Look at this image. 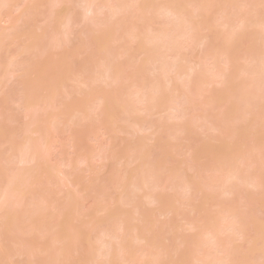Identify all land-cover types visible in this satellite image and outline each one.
Here are the masks:
<instances>
[{"label": "rangeland", "instance_id": "1", "mask_svg": "<svg viewBox=\"0 0 264 264\" xmlns=\"http://www.w3.org/2000/svg\"><path fill=\"white\" fill-rule=\"evenodd\" d=\"M10 1H12V3L9 6H3L0 9V40L2 39L0 51V60L2 63L0 68V166L3 159L8 156L11 157L9 155L11 148L14 145L17 146L20 142L22 146V140L26 138V143L28 138L35 144V146H33L36 147L40 165H45V168L49 167L50 171L48 170L45 172L47 174L50 173L51 181L48 183L47 177H44L46 174L43 175L44 178L41 177L45 169L43 167L44 169L41 168L43 170L38 175H41V178L37 179L38 184L32 187V189L36 190H33L35 191V197L30 194H25L28 190L24 191V186L23 188L21 187L20 190L15 189L18 188L16 187L18 186L16 183H14L15 186H11V191L17 193L16 195H18V198H15L16 203L9 208L8 212L0 208V221H2V225H4V223L6 225H4L0 232H5V228L9 230V235L11 234V237L13 234L16 235V237L14 236V239L12 238L11 240L10 238L8 240L9 236L7 237V235H5L7 241L4 239V236H0V264H39L40 260L46 258L47 254L44 251L45 248L52 244L55 237L60 236V242L55 243V248L65 243L63 240L65 233L60 231L61 228H57V230L55 229L56 227H53L59 222L63 223L61 226H64L62 227L64 230L68 228L69 225L67 224L70 223V226L79 225V227L83 229L84 236L79 242L75 243L73 251L68 256L69 261L73 264H107V258L101 256L99 248L102 247L104 243L109 242L111 236L113 239L112 243H115L114 249L119 248L118 246L121 244H119V242H122L124 245L126 244V246L128 245L127 249L129 248V251H122L123 253H119L116 250V252L113 251L114 253H119L115 254L116 258L118 255V258L114 264H148V262L153 264L152 261L155 260L154 258H156V256H159V260H161L162 257L168 256V254H163L161 248H166L167 251L169 250L171 252L174 241L180 236L187 240L186 247L191 251L188 260L191 262L194 258H200L207 254L209 255L207 259L212 260L209 262L205 259L206 264H211L215 259L217 262L219 259L217 257L223 260L222 257L226 256L228 254L227 251H231L230 248L233 247L238 248L242 253H248V256L252 255L251 251H254L252 253L256 255V259L258 256L257 254H259V249L261 248V245H259L261 242L259 241L260 243H257L255 241L257 236L256 232L264 233V189H252L249 184L244 183L245 180L243 182L240 178L239 180L241 181H239V183L241 182V186L235 183L236 180L232 181V183L234 182L235 185L240 187L243 191H238L240 196L237 195L239 200L237 201L235 198L236 202H242V200L240 201V197L244 199L246 194L245 196L241 195H244L246 191L251 192L252 196L255 197V200L249 203L251 204V212H253L252 216H250L251 212H247L253 221L242 225L241 221L243 219L240 217L232 218L231 216L233 213L227 208L228 198L231 199V197H226L227 195H225L223 200H221L222 198L220 197V202H218L222 204V206L216 207L215 205L219 204L207 197L209 193L207 187L210 186L214 189L213 186H215L217 190L221 189V187L218 186L221 184L223 185V179L225 180V178H228V176L226 175V177L224 174H227L226 171L229 170L219 164L220 162L216 155L212 156L210 152L211 148L219 149L221 147V150L223 148H232L236 151L246 153L247 164H249V169L251 168L250 171L252 175L255 172L264 175V164H261L264 163V108L259 110L254 109L257 111L251 109L253 106L246 110H244L245 108L241 109L237 104L236 98L240 92H248L250 95V93L252 94L255 90L251 88L250 75H247L246 72L242 70L253 68L254 66V64L253 66L250 65V50L255 45L254 36L256 38L258 35H261V32L264 30L262 26H259L260 28H248L245 30L244 35L233 46L231 43L227 45V51L233 50V56L230 61V57L227 58L225 55L221 56L220 60H217L220 49L225 48L230 37L234 36L233 28L239 26L238 18L231 15V13H235V6L238 5L240 9L241 6L239 3L247 4L245 7L241 8V11L248 16L247 20H254L262 10L261 0H239L238 4L236 0H206L209 3L213 1L215 6L213 5L214 7H211L205 21H200L198 17L194 19L196 39L193 35L192 39L189 34H187L186 36H189V38L184 36V38L180 37L181 39L179 38L177 40V37L173 36V38L171 35L172 33L169 32L171 33L169 35H171L170 37L172 39H176L177 41L180 40L181 42L179 43H183L184 45H182L184 47L186 46L185 49L183 48V51H185L183 55L186 58H191V60L195 59V62L197 60H201L200 63L203 62L201 67L203 71H201H205V73L199 71L205 75L204 77H201L202 75L200 76L201 78H199L198 84L194 86L195 89L192 87L194 91L192 95L193 108L190 111L179 110L178 113L175 110L174 112L177 113V115L175 114L176 117H172V119L167 118V115L171 117L169 113L162 116L149 117L142 110L145 104L144 101H146L143 99L144 103H142V107L139 110L136 109L135 105L137 103L135 102L134 107L137 114H132L128 123H125L117 115L111 116L108 107L115 104L117 100L121 101L120 99L123 97L124 93L127 92L126 86L128 87L130 85V81L125 78L129 74L132 76L134 74L132 72H134L135 69L126 68L129 55H134L136 66L142 63L144 59V57L136 51V45L131 44L133 51H127V53L124 56L121 55V58L116 62L114 67L115 71L118 70L116 72H124L128 69L126 73L123 74L125 75L123 79L120 81L118 80L119 82H117L116 85L112 84L110 88H106L102 82H97L98 80L92 83L88 78L92 79L94 76H91L88 71L84 73L88 77H86V83L88 82V85H92H90V87L88 85L87 87H82V94L77 93L79 85L75 82L76 77L80 74L79 69L83 62L95 53L99 54L98 51L100 50L101 52L103 48L106 47L104 46L106 43L113 46L112 40L118 42V39H121L120 41H123L122 43H126L125 45L131 42L130 37L124 34V29L127 27L123 28L122 31L119 24H117L116 18L111 16L110 10L103 7L99 8L101 5L95 7L96 9L94 10L96 13L93 14L95 17L89 15L90 17H94V19H91L94 21L95 25H92V20H90L88 15L84 14V0ZM119 1L122 2L120 4H123L125 9L128 5L131 6L134 3L137 5V1L134 0H132L134 2L129 0L130 3L127 2L128 0H124V3L123 0ZM162 1L163 0H153L156 6L155 9H158ZM220 7L222 11L225 8L227 15L230 17L232 23L230 28L223 27L222 25L221 27L219 26V18L222 15V11L218 9ZM129 9H127L125 14H130L131 10ZM133 9L131 13H135L133 11L136 9ZM71 12L72 14H70ZM129 14L127 16H131ZM69 15L70 19L67 21ZM85 16H87L89 20L86 19ZM153 21L150 28L152 31L149 29H147L149 32L145 30V32L147 31L145 33L146 35L151 34L150 32L154 30L159 34L158 29L166 25L160 19L158 20L157 17H155ZM221 22H223L222 19ZM95 29L99 30V32L95 31ZM55 32L57 34L53 36ZM257 32L259 34L255 35ZM103 33L107 35L108 40H105L106 37L103 36ZM263 35L261 36L263 37ZM5 36L6 38H4ZM204 36H209L211 41V45L207 49L206 47L204 49L199 47V41ZM169 40L170 38H168V41ZM90 42L92 43L90 44ZM93 42H95L94 44L96 45H94ZM122 43L118 42L114 44V47H117L119 52H125L119 49V47L125 46ZM28 48H30V51L26 52L25 50H28ZM262 48L261 51L263 52L264 48ZM137 59H139L138 62H136ZM169 60V62H171L173 58ZM214 64H216L217 67ZM189 65L190 64L181 66L180 72H188L190 68ZM84 74H82L83 78H85ZM130 75L128 77H130ZM95 76L97 79H100L98 73L97 75L95 74ZM133 80H135V78ZM193 91L191 93H193ZM114 93L115 95L113 96ZM101 94L105 95L102 96ZM101 96L103 99L106 98L104 99L106 102L102 103V105L97 108L100 107L99 109H101L102 107L101 110L104 111L103 113L106 114V117L104 114H101V110L98 111L95 107L97 102L96 99ZM25 101L27 102L26 105L24 104ZM254 101L255 99H253L251 103ZM260 101L262 103L264 100ZM177 102L178 101L175 103L176 106L179 104V102ZM78 104H82V114L84 118L82 120L80 115L74 118L75 120L70 121L69 117L71 118ZM263 104L264 103L261 105ZM137 105L138 108L141 106V104ZM63 106H65L64 108H66V110L68 109L65 111V115L63 114ZM120 109L121 108H119V110ZM178 109H180V107ZM247 110H250L251 113H247ZM34 112L38 115V117L36 116L38 119L37 123L31 128V130L33 129L31 131L32 133L29 134L31 136L24 138L23 134L20 138L19 136L11 138L13 132H18L25 128L27 124H30L29 115ZM57 116L59 118H56ZM133 120L135 123L139 121L140 124L138 123L137 126L133 123L130 124ZM160 120H163V123ZM159 121L162 123L159 125L166 127L163 129L159 126L160 130L163 129L160 132L157 131L158 124H155ZM181 125H189V132L181 131ZM178 128L182 133H178ZM37 129L39 130L37 131ZM136 137H140L144 141L143 144L147 151L145 150L143 152L142 149V152L146 154L150 152V158L152 156L156 157V160L153 157L151 158V164L156 161V164L164 163L165 165V163H167L170 166L172 163L178 167V170L180 166L185 168L188 164L190 165L195 154V162L197 163L194 164V169L198 166L197 170L199 171L198 181L195 182L197 183L196 189L194 191L192 190L190 193H187V191H185L187 189L184 188V186H187L183 184L186 179L184 182H180L182 181L181 175H183V173L180 172L183 171L180 170L178 172L180 177H178V179H180L179 185L180 183L183 185L180 186V188L183 187L185 190L183 188H178V190H180L177 191L175 195L178 197L179 202L174 204L173 208L175 207V209L173 210H176V212L174 211V214L171 216L159 215L157 213L159 210L158 207H160V209H162V214V206L168 204L167 201L172 195V191L169 188V181L168 183H161L163 184V191H161L160 188H156L157 190L151 189V191L153 190L156 192L155 194L152 193L155 195L152 196L154 199L158 195L161 196L162 199L164 198L163 201L157 197L159 199L157 200L158 202H165L164 204L159 203V206L156 205L158 206L157 212L154 211V213H152L151 210L153 211V209L150 210V208L156 207L155 203L153 206L152 203H148L151 207L144 205L142 209L144 213H142L140 209L143 204L147 203L145 202V198L143 200L140 196L144 193H151L148 190V192H144L140 196L136 195L134 198H138L137 200L133 198L127 199L133 200L134 203L135 201H139L136 202L138 206L142 204L139 206L140 208L135 205L136 203L134 205L138 207L139 213L141 212V214H144L141 215L143 216L141 218L143 219V223L145 222L144 220H146V222L149 220L151 221V223L149 222L146 224L153 223L152 233L149 235L156 237V245L154 243L155 241H153L154 244H151V242L148 244L140 240V236L134 231L132 233L131 229V231L127 232L122 226H114V224L119 225L120 220L114 221L113 227H116L117 230L112 234L113 231L111 235L105 229L106 227L101 224L99 225L106 213H104V210H109L116 214L122 211L121 208L117 209V207H119L118 198H121V194H119L121 190L117 188L118 185H114L113 183L120 182L119 179L122 178L124 171L127 169L124 170L123 168L126 167L124 160L115 158V155L124 148L126 142L130 144L131 142L129 141ZM151 137H154V139L151 140ZM134 140L136 139L132 141ZM136 141H139V139ZM13 142L16 144L13 145ZM25 143L24 145H26ZM224 151H226V149ZM143 153L139 155L144 156L145 154L143 155ZM14 156H12V160H10V163L12 162L13 164L11 163L12 167L10 166L8 174L14 173L18 168L16 161L19 156L16 155L17 158ZM82 160H84V162ZM142 160L145 159L142 158ZM158 160L159 162H157ZM220 160H222V158ZM139 164L140 162L136 161L134 164L128 166V175H126L129 181L131 175L133 176L135 174V169ZM167 164L165 166H168ZM32 166L29 167L27 165L26 167L29 169L26 170H22L23 167H21L19 171H22L19 173L17 180L22 177L25 171H34L36 167L32 168ZM160 167H162V165ZM174 171L177 172L176 168ZM155 172H157V170H155ZM162 172L160 171L164 179L166 174L164 171ZM37 173L34 174L36 175ZM173 173L174 172H172V174ZM158 174L159 172L153 174L157 175L154 176L156 182L161 175ZM234 174L232 173V175ZM153 175L149 173L148 176L151 177L147 178V180H152ZM237 176L238 174L235 177ZM36 177L37 175L33 180H36ZM162 177L160 179H162ZM184 177H189V174L185 176L184 172ZM111 178L117 181H112ZM155 179L153 178L152 181ZM160 179L158 182H160ZM33 180H31V182ZM123 180H126V178ZM152 181L151 183L154 185L153 183L155 181ZM242 183L244 184L242 185ZM3 185H0V191L3 190ZM18 191L21 192L18 194ZM200 191H204V193H200ZM217 192H214V195H218ZM68 201L71 203L69 204ZM235 201L233 200L234 204L238 205ZM243 201L242 203H245L246 199ZM133 202H131V204ZM65 203H68V207L72 204L75 208L62 211V207L65 206ZM8 206L10 205H7V207ZM98 206H100L101 209L104 208L103 212H101V210L100 212L97 211L96 207ZM135 206H125V208L121 206L123 210H126L127 216L125 223L127 222V225H132H128V227L132 228L133 225L137 223L135 220L137 214L134 213L133 209ZM165 206L164 209L167 208V206ZM0 207L2 206L0 205ZM198 209H202V212H199ZM34 210H38V218L36 216L37 219L34 218V222H37L36 224L29 218V213H32ZM207 216L215 218V223L221 224V230L224 228L221 231L220 237L223 239H221V242H224V245L222 244L221 247L226 245V247L222 248L224 251L227 250L226 255L223 253L224 251L220 254L215 251L216 249L214 248L210 250L209 245L207 246L206 244L209 242V237L207 235ZM238 218L241 220L239 221ZM126 224H124V226ZM224 226H230L232 230L229 228L225 229ZM128 227L127 230H129ZM33 229H35L32 232L34 234L29 236ZM58 231L62 234L57 233ZM106 233L110 235V237L106 236ZM113 235H117L119 239H116L117 237L115 238ZM176 235H178V237L174 238ZM28 237L32 239L30 247L31 252L26 253L27 249L23 251L25 248L21 246V241L22 239L26 240ZM116 243L119 245L117 246ZM192 243L194 244L190 246ZM195 243L197 245L199 244V248H201L204 243L206 247L204 245V247L202 246L201 250L204 248L203 252L197 251ZM208 247L209 249L206 251ZM209 251L210 253H208ZM228 256L227 261L223 260L224 264H238L232 262L233 259H229L230 257ZM167 259V257L164 260L162 259L163 263L167 264L169 260ZM190 261H188L187 264H190ZM233 261H236L235 256Z\"/></svg>", "mask_w": 264, "mask_h": 264}, {"label": "bare ground", "instance_id": "2", "mask_svg": "<svg viewBox=\"0 0 264 264\" xmlns=\"http://www.w3.org/2000/svg\"><path fill=\"white\" fill-rule=\"evenodd\" d=\"M125 1H127V0H125ZM125 1L123 0V3ZM134 1H137V5L141 6L139 8L134 7V9H136V10L133 12H135V13H131L133 7H131L132 8L131 9L129 5H128V7L126 5L127 8L125 9V6H123V4L121 5L120 3H122V2L119 0H104V1L103 0H86V1L84 0L83 1V4H84L83 6L85 7V8H83L85 10L84 14L88 15L90 20L94 19V17H95V15H93V14L96 13V11L94 9H96L95 7H97V5H98V7L101 5V7H99V8H102V7L108 8L111 12V16L113 18H116L117 24H119L120 29H122V31H123V28L127 27L126 29H124V34H126L130 37L131 42L128 43L127 45H125L126 43L124 44V43H122L123 41H120L121 39H118V42H121L122 44L125 45V46L119 47V49L124 50L125 52H119L117 47L116 48L114 47V44H116L118 42L115 40H112L113 46H110L106 43V45H104L106 47L103 48V50L101 52H100V50L98 51L99 54L95 53L94 55L89 57L87 60H85V62H83V64L80 66V69H79L80 74H78V76L75 79V82L79 85L77 93L82 94L83 93L82 87H87V85H88L87 84L88 82L86 83V80L88 77H87V75L84 74L87 71L89 72V74L91 76L92 75L94 76V78H92V79L88 78V80L92 81V83H95L98 80L97 82H99V81L102 82V84L105 85L106 88H110V86L112 84L116 85L117 82H119L121 79H123V77L125 76L123 74H125L126 70H128V69H126L124 72H122V71L116 72L118 70L115 71L114 67H115L118 59L121 58V55L124 56L127 53V51L128 52L133 51V47L131 46V44H134V45H136V51L139 52L144 57V59H143L142 63H140L136 66L134 55H129L128 62L126 64V68H128V67L130 69L134 68L135 71L132 72V73H134L132 76L129 74L130 77H128L129 76L128 75L125 78L126 80L130 81V83H129L130 85L128 84L129 85L128 87L125 85L127 92L124 93L123 97L120 99L121 101L117 100L115 102V104H112L111 106L108 107L110 115L111 116L117 115L125 123H128L132 117L131 115L134 113L137 114V112H135L136 111L135 107H136V109L139 110L142 107V103L145 102L142 110L147 116H149V117L159 116V115L162 116V115H166L169 113L171 117H169L167 115L168 119H172V117L175 118L176 117L175 114L177 115L179 110L190 111L193 108V106H192V100H193L192 97L193 96L192 95L194 94V91H193L192 87L194 88V86L198 84L199 78L204 77V75H205V74H202V73H205V71L202 72L203 70L201 69L203 62L200 63L201 60L200 61L197 60L195 62L194 61L195 59L191 60V58L190 59L186 58L183 55L185 52L183 50L186 48V46L184 47L183 46L184 44L179 43L181 41L180 40L177 41V40L180 37L184 38V36L188 37V38L190 36L192 39L194 36V38L196 39V27H195L194 19L198 17V19L200 21H205L207 19V13L211 9L207 6L208 5L213 6L214 2L211 1L209 3L206 0H163L161 2L160 6L158 7V9L157 8L155 9L156 6L153 3V0L152 1L151 0H149V1L148 0H134ZM134 1L131 0V2H134ZM127 2L130 3L129 0ZM11 3H12V1H10V0H0V9L3 6L4 7L9 6ZM236 3L238 4L239 0H236ZM133 5H135V3ZM239 5L240 6L241 5L246 6L247 4L245 5V4L239 3ZM235 7H236L235 13H231V15L235 16V18H238L239 25H242V27H239V31L237 33H235V35L233 37L232 36L230 37L229 41L226 43L225 48L220 49L219 56H217V58H218L217 60H220L221 56L225 55V57H227V58L230 57L229 58V61H230L232 59V56H233V50L231 49V50L227 51V45L229 43H231V45L233 46L244 35L245 30H247L248 28H257V27L260 28L259 26H262V24H264V9L261 10V12L259 13V15L256 19L247 20L248 16L246 15V13L241 11L242 7L240 9H239L238 5H236ZM127 9L131 10L130 14L127 12L131 16H127L128 14H125ZM218 9L220 11H222L221 7ZM70 14H72V12ZM89 15H93L94 17H90ZM69 17H70V15L68 16L67 21H69V19H70ZM88 17L85 16V18L89 20ZM155 17H157L158 20L160 19L166 25H163V27L158 29L159 34H157V32H155V30H154L153 32H150L151 34L146 35L145 33L147 31L149 32V30H151L150 29L151 24L154 22L153 19ZM221 19L223 20V22H222V24L221 23L219 24L220 27H221V25L223 27H227V28L231 27L232 23H231L229 15H227V13H226L225 8L223 9L222 15L219 18L220 22H221ZM92 22L93 23H91V22L90 23L92 25H95L93 20H92ZM147 29H149V30H147ZM262 29H264V28H262ZM145 30H147V31L145 32ZM95 31L99 32V30H96V29H95ZM169 32H171L172 34ZM65 33H66V31H65ZM104 33H103V36L106 37L105 40H108L107 35H104ZM261 33H262L261 35H263L264 30ZM56 34L57 33L55 32L53 36H55ZM155 34H157V35H155ZM169 34H171L172 37L176 36L177 40L172 39L170 37L171 35H169ZM187 34H189V36H186ZM256 34L258 35L259 33L257 32V33H255V35ZM153 35H155V36H153ZM261 35H258L256 38L254 36L253 39L255 41V45L250 50V57H251L250 65L253 66V64H254L253 68L242 70V71L246 72L247 75H250V85H252L251 88L255 89L252 94L250 93V95L248 92L238 93V95L236 97L237 98V104L239 105V107L241 109L245 108L244 110L250 108L251 106H253L251 108L253 111H257L261 108H264V107H262V106H264V104L261 105L262 103H264V101H263L264 100V67H262V65H264V51L263 52L261 51V48L262 47L264 48V46H262V45H264V35H263V37ZM4 38H6V36ZM101 38H102V36H101ZM108 38H109V36H108ZM168 38H170L169 41H168ZM1 40H0V51H1ZM259 42H260L261 46H260ZM91 43L92 42H90V44ZM94 43L95 42H93V44ZM110 43H111V41H110ZM94 45H96V44H94ZM210 45H211V41H210L209 36H204L199 41V47H201L202 49H204L205 47L207 49ZM25 51L29 52L30 48H28V50H25ZM172 58L174 61L171 60V62H169L170 61L169 59H172ZM138 61H139V59L136 60V62H138ZM1 64L2 63L0 60V68H1ZM188 64H190L189 65L190 68L188 69L189 71L187 70L188 72H185V73L180 72L181 71L180 67L183 65H188ZM214 65L217 67L216 64H214ZM250 65H249V67H250ZM247 66H248V64H247ZM199 70L200 71L202 70L201 71L202 73ZM97 73H98V76L100 79L96 78L95 74L97 75ZM119 73H121V74H119ZM82 74L85 75V78L82 77L83 76ZM196 75H197V77H196ZM134 78H135V80H133ZM89 84H90V82H89ZM90 85H92V84H90ZM90 85H88V86L90 87ZM253 85L255 86V88ZM191 90L193 91V93H191L192 92ZM28 94H29V92H28ZM105 94H106V92H105ZM105 94H101V95L103 96ZM114 95H115V93L113 94V96ZM102 96L100 98L96 99V101H97L96 102L97 105L95 104L96 108L98 106L102 105V103L106 102V100H104L106 98L103 99ZM143 99L146 101L143 102ZM253 99H255V101L253 103H251ZM258 99H259V102H258ZM260 100H262L263 102L261 103ZM173 101H174V103H173ZM176 101L179 102L180 106H179V104L177 106L175 105ZM135 102L139 105L141 104V106H139V108H138L137 107L138 105L137 104L135 105ZM26 103L27 102L25 101L24 104L26 105ZM79 103H81V102H79ZM134 105H135V107H134ZM181 105L184 107H182ZM67 106H68V104H67ZM64 107L65 106H63V110H64L63 114L66 113L65 111L68 110V109L66 110V108H64ZM179 107H180V109H178ZM99 108H97L96 110L102 109V107H101V109H99ZM119 108H121V109L119 110ZM254 109H257V110H254ZM175 110L177 111V113L174 112ZM82 111H83L82 104L76 105V108L74 110L73 115H71V118L69 117L70 121L75 120L74 118H76L80 115H81L82 120H83L84 115L82 114ZM101 111H102L101 114H104L103 113L104 111L103 110H101ZM247 113H251V111L247 110ZM119 114H120V116H119ZM149 114H151V115H149ZM104 115L106 117V114H104ZM36 116L38 117L36 112L29 115L30 124L29 125L27 124L25 128H23L22 130H20L18 132H13L11 134V138H14L16 136H19V138H20V137H22L21 135H23V134H24L23 135L24 138L31 136V135H29L32 133L31 131L33 130V129L31 130V128H32V126H34V124L37 123L38 118ZM56 118H59V117L57 116ZM160 121H162V123H163V120H160ZM160 121L156 122L155 124L156 125L158 124V127L160 126L161 128L165 129L166 127H163V125H159L161 123ZM131 123H133L134 125L136 124L135 126H137L139 121H138V123H137V121L135 123V121L133 120V122H130V124ZM158 127H157L158 132L163 130V129L160 130V127L159 128ZM180 127H181L180 128L181 131H185V132L188 131L189 132V130H190L189 125H181ZM180 129L178 128V131ZM214 129H215V127H214ZM38 130L39 129H37V131ZM40 131H41V129H40ZM139 131H141V130H139ZM181 131H179L178 133H180ZM33 132H35V131H33ZM25 133H27V134H25ZM26 135H28V136H26ZM43 135H45V134H43ZM137 138L139 139V141H136V140H138ZM133 139H136V140L132 141ZM133 139H131L129 141V142H131L130 144H127V142L125 143L124 148L122 150H120L115 155V158H120V159L124 160V163L126 166V167H123L124 170L125 169L128 170L129 165L134 164L136 161H139L140 164H139V166H137L138 169L137 168L135 169V174L133 176L131 175L130 181L127 179L128 178L127 177V175H128L127 170L124 171V174L122 176V178L124 177L123 179L126 178V180H123L122 178H120L119 179L120 182L117 183L116 182L117 180H114L111 178L112 181H115L116 183H113L110 181L114 185H118L117 188L121 190L119 193V194H121V198L120 197L118 198L119 199L118 200L119 207H117V209L121 208L122 211L118 212L117 210H114V211L118 212V214H116L115 212H112V211L110 212L109 210H107V211L104 210V213L106 212L107 215H106V213L104 214V216L102 218V220L103 219L104 220L103 221L101 220L99 225L101 224L104 227H106L105 229L111 235V233L113 231L114 232L112 234H114L117 230L116 227H113L114 221L120 220L119 225L114 224V226L115 225L117 227L122 226L123 229H126L127 232L132 230V233L134 231L137 235L140 236V238H139L140 240H142L148 244H150V242H151V244H152L153 241H155V239H156L155 236L149 235L150 233H152L153 223L152 224H146L149 222L151 223L150 220L148 222H146V220H144L145 224L142 222L143 219H141V218L143 216H141V215H144V214H141V212L139 213V209H138V207L141 206L142 204H139V206H138L136 202H139V201H135V200H137L138 199L137 197L142 195L144 192L150 191L151 193H149V194L144 193L142 196H140L143 200L145 198V202H147L146 204H143L141 206V208L139 207L141 209V211H142L144 205L149 206L150 203H152V206L154 203H155V206L156 205L159 206V203L164 204L165 202H158L157 201L159 199L163 200L164 198L162 199L161 196L156 195L159 199L157 197H155V199H156L155 200L152 197L155 195H153L152 193H154V194L156 193L153 191L156 188H158V189L160 188V190L163 191V187H162L163 184H161V183H168V181H169L171 183V184L169 183V188L172 191L173 196L171 195V197L168 199L167 205L166 204H164V205L162 204L163 206L161 205L163 207L162 214H161L162 209H160V207H158V206L154 207L155 209L150 208V210L153 209V211L151 210V212L154 213V211L157 212V210L159 209L157 212L159 215H167V216L170 215L171 216L172 214H174L173 213L174 211L176 212V210H173V209H175V207L173 208V206H174V204L179 202V199L175 194H177V191H179L181 188H183V187L180 188V186H183V185H181V183L184 182L186 179V181L183 184L187 185V186H184V188H186L187 190H185L184 188L183 189L185 191H187V193H190L192 190L194 191L196 189V186H197V183H195V182L198 181V172L199 171L197 170L198 166H196V168L194 169V167H195L194 164L197 163V162H195V154H194L193 160L191 161L190 165L188 164L185 168H182L180 166L178 170H177L178 167L173 165L171 162H170L171 163L170 166L167 163H165V165L167 164L171 168H169L168 166H165L164 163L163 164L157 163L158 164L157 165L156 161H155L156 157H153V156L152 157L155 160H153V159L152 160L155 162L151 164L150 160L152 157L150 158V156H149V155H151V153L150 152H149L150 154L148 152H147V154L143 153L146 150L145 145L143 144L144 143L143 139L140 137H136ZM153 139H154V137H151V140H153ZM25 140H26V138L24 140H22L23 141L22 146H21V142L18 143L19 145L17 144V146L14 145L16 143L13 142L14 146L9 151V155L11 157L8 156L7 158L3 159L1 166H0V185L4 184L3 190L0 191V205L2 206L0 208L6 210V212H8L9 208H11L12 205L16 203L15 200L18 198L17 197L18 195H16L17 193H14L11 191V186L12 185L15 186L14 183H16V185H18V186H16L18 188H15V189L20 190L21 187L23 188V186H24V188H23L24 191L28 190L25 194H30V195H33V197H35L34 192L36 190L32 189V187L34 185L38 184L37 179L43 177V175L46 174V176L44 175V177L45 178L47 177L46 179L48 180V183L51 181L50 173L49 172H48L49 174L46 173L49 170V167L45 168L46 166L45 165L42 166V164L40 165V162L38 161V154L36 151V147H34L35 144L33 143V141L31 139L27 138L26 143H25ZM28 141H30V142H28ZM24 143L26 145H24ZM142 149H143V152H142ZM223 149L221 150V147L219 149L211 148L210 152H211L212 156L216 155L218 157V159H219L218 161L220 162L219 163L220 165H222L223 167H226L227 169L230 170V171L229 170L226 171L227 174L226 173L224 174V176L227 175L228 178H225V180L223 179V185L219 184L220 186H218V187H221V189L217 190L215 188V186H213L214 189H212L210 186H208L207 190H209V193L207 194V197H208V199H212L213 201H216L219 204V205H215L216 207H221L222 204L219 203L220 199L222 198L221 200H223L225 195H227L226 197L230 196L231 199L228 198V204H227L228 207L227 208L233 213L231 217L232 218L240 217L241 219H243L241 221L242 225L251 223L253 220L250 216H252L253 212H251V210H252L250 207L251 204H249V203H252L255 200V197L252 196L251 192L246 191L244 193V195L243 194L241 195V196H245V194H246V197H244V199L242 197H240L241 198L240 201L242 200V202H244L243 200L246 199L245 203L236 202L235 201L236 199H237V201L239 200L237 195L240 196V193H238V191L239 190H240L239 192L242 191L240 187H237V185L241 186V182L239 183V181L242 180L244 182V180H245L244 183L249 184V186H251L252 189H255V190H261V188L264 189V181H263L264 175L257 174L256 172L252 175V172L250 171L251 168L249 169V164H247V154L246 153L241 152V151L240 152L236 151L232 148L231 149L225 148L226 151H224L225 149L224 150ZM141 152L143 153V155L145 154L144 155L145 157L139 155V154H142ZM233 153H235V154H233ZM134 154H135V156H134ZM14 155L19 156L18 158L16 156V158L18 159L17 160L18 162L16 161V163L18 164V168H19V169L18 168L16 169L17 171H19L21 167H23L22 170L23 169H25V170L29 169L26 166L28 165L30 167L33 164L34 165L32 166V168L36 167L35 170L34 171H31V170L25 171L24 174H26V175L23 174L24 176L22 175V177H21L22 179L19 177L20 179H18V180H17V177L19 176V173L22 170L19 172H17L15 170L14 173L8 174L9 168L13 164L12 162H11L12 164L10 163V160H12V156H14ZM236 155H238V156H236ZM142 158H144L145 160H142ZM221 158H222V160H220ZM140 160H142V161H140ZM146 160H149L150 162L146 161ZM82 161L84 162V160H82ZM157 162H159V160ZM37 163H39V164H37ZM36 164L38 166L39 165L40 166L38 167ZM261 164H264V163H261ZM161 165H162V167H160ZM261 167H262V165H261ZM32 168H30V169H32ZM41 168L44 169L43 172H42L43 169H41ZM175 168H176L177 172L174 171ZM38 169H39V171H38ZM153 169L157 170V172H155V170H153ZM170 169L171 170L173 169V170L171 171ZM180 170L183 171V172H180V173H183V175H181L182 181H180L181 183L179 185L180 179H178V177H179L178 172ZM263 170H264V168H263ZM160 171L165 172L166 175L164 176V179L162 177L163 172L160 173ZM41 172H42V174H41L42 176L40 175L41 176L40 177L38 175ZM158 172H159V174H161L160 176L162 177V179H160L161 178L160 176L158 177V181L160 179V182H158V181L156 182V179L154 176H157V175H153V174H157ZM172 172H174V173L172 174ZM184 172H185V176H188V174H189V177H184ZM192 172H193V174H192ZM234 172L236 175L238 174L237 177H235L236 175L234 174ZM34 173H37L36 174L37 175L36 180H33V178L36 176ZM149 173L153 175L155 182L152 181L153 178H152V180L149 179L150 181L147 180V178L151 177V176L150 177L148 176ZM186 173H187V175H186ZM232 173L234 175H232ZM256 174L259 176H257ZM233 176H234V178H233ZM236 178L238 179V181ZM239 178L241 180H239ZM111 179H109V180H111ZM31 180H33V181L31 182ZM161 180H162V182H161ZM151 181L154 182L153 183L154 185H152ZM232 181H235V183L237 185H235L234 182H233L234 183L233 184ZM244 183H242V185ZM178 188H180V189L178 190ZM151 189H153V190L151 191ZM33 190H35V191H33ZM20 192L18 191V194ZM214 192L215 193L217 192L219 196L216 194L214 195ZM161 193H163V192H161ZM200 193H204V191H200ZM219 193H221L222 195ZM136 195H138L136 197L137 199L134 198ZM122 197H124V198H122ZM128 198L135 199L134 201L136 204L133 202V200L132 201L127 200ZM165 199H167V198H165ZM233 200L238 205H235ZM156 201H157V204H156ZM131 202H133V203L131 204ZM145 202H143V203H145ZM226 202H227V198H226ZM232 202H233V204H232ZM68 203L70 204L71 202L68 201ZM68 203L64 204L65 206L62 207L63 208L62 211L66 210V209L72 210L75 208L72 206V204L69 205L70 207H68L67 206ZM221 203H223V202H221ZM134 204L137 205L138 207L135 206ZM239 204H241V205H239ZM7 205H10V206L7 207ZM132 205L135 206V208H133V209H134V213L137 214V217L135 218L137 223H136V225L135 224L133 225V228L128 227V225H130V224L127 225L126 224L127 222L125 223L127 215H126V210H123V207L124 208H125V206L126 207L127 206L133 207ZM165 205L167 206V208L164 209ZM121 206H123V207H121ZM149 207H151V205ZM157 207H158V209H157ZM96 209L98 212H100V210H101V212H103L104 208L101 209V207L98 206V207H96ZM75 211H76V209H75ZM198 211L202 212V209H198ZM247 212L248 213L251 212L250 216L248 215ZM111 213H113V214H111ZM114 213H115V215H114ZM142 213H144V212L142 211ZM35 216L38 218V210H34L32 213H29V218L31 220H33L34 224L37 223V222L36 223L34 222V218L37 219ZM206 218H207V222H208L207 235L209 237L208 238L209 242L206 241L207 243L206 242L205 243L207 244V246L209 245L210 250L214 248V249H216L215 251H217L221 254V252L224 251V249L222 250V248L226 247V245L224 247H221V245L224 242H221L222 238L220 237V235H221V231L224 228H222V230H221V224H216L215 218L209 217V216H207ZM241 219H239V221ZM62 221H64V220H62ZM3 223H4V220H3ZM115 223H117V222H115ZM62 224L63 223L59 222V223H56L53 227L54 228L56 227L55 229L61 228L60 231L62 233H65V235L63 236V240L65 241V243L63 245H60L58 248H55L54 247L55 243L60 242V240H59L60 236H57L53 239V242L51 245H48L46 247V245H47L46 244L45 245L46 248L44 250L45 253L47 254L46 258L40 260L39 264H69L70 261H69L68 256L73 251V249L75 247V243L79 242V240L84 236V234H83L84 232H83V229H81V227H79V225L78 226L72 225L73 227L70 226L71 223L67 224L69 226L67 229L64 230V229H62V227H64V226H61ZM124 224H126L127 226L125 225L126 226L125 227ZM4 225H5V223H4ZM4 225H2V221H0V230L4 227ZM130 226H132V225H130ZM230 226L229 227L224 226V227H225V229L226 228L231 229ZM232 226L235 227L234 225H232ZM122 227H121V229H122ZM127 227L129 228V230H127ZM4 230H5V232L4 231L0 232V236L1 237L4 236V239H5V235H7V237L9 236L8 240L10 238L12 240V238L14 239L16 237V235H14V234L11 237L10 236L11 234L9 235L8 229L4 228ZM34 230L35 229H33L30 232L29 236H32V234H34V233H32ZM233 230H235V229H233ZM107 231H105V232H107ZM61 232L58 231L57 233L62 234ZM57 233H56V235H57ZM60 234H58V235H60ZM105 235L110 237V235H107V233ZM256 235L257 236H256L255 241L257 243L261 242L259 244V245H261V248L259 249V254H257L259 257L257 256V258L255 259L256 255H254L252 253L254 251H251L252 255L248 256V253H242L239 251L238 248L233 247L235 249L230 248L231 251L225 250L223 252V253H225V255L227 252L229 254V256H228V254L226 256H223L222 257L223 260L227 261V256L230 257L229 259L234 260V256H235L236 261L232 260V262H235L238 264H243V263L244 264H259L262 256H264V233H259L257 231ZM114 237L115 238L117 237L116 239H119V237L117 235ZM177 237H178V235L174 236V238H177ZM110 239H111L110 240L111 243H110V241L107 243H104L105 245L103 244V246L99 248L100 249L99 251H100L101 256H105L107 258V264H114L118 258V255L116 258L115 254L123 253L122 251H129L128 250L129 248L127 249L128 245L126 246V244L124 245V244H122V242H119V244L121 243L120 246H118L119 244L116 243V245L119 248L114 249L115 243L114 244L112 243L113 242L112 236ZM5 240H7V238ZM31 242H32L31 237L26 238V240L22 239V241H21V246H23L25 248L23 251H25L27 249L26 253L31 252V250H30ZM154 243L156 245V241ZM186 244H187V240H185L184 237L180 236V237H178V239H176L174 241V245H173L171 252L169 250L167 251L166 248L164 249V248L160 247L163 250L164 255L168 254V256H166L169 259V260L167 259L168 260L167 264H187V262L190 261V260H188V257L191 254V251L188 249V247H186ZM193 244L194 243L190 244V246H192ZM195 245L197 246V251L203 252L204 248H203V250H201V249H202V246L204 245V243L202 244L201 248H199V244L197 245L195 243ZM23 247H22V249H23ZM183 247H185V248H183ZM209 247L207 249L205 248L206 251L209 249ZM115 250L118 251L119 253H114V252H116ZM169 252H170V254H169ZM208 253H210V251ZM240 254H241V256H240ZM205 256L200 257V258H194L192 262L190 261L191 262L190 264H206L205 259H207L209 255L207 254ZM237 256H239V257H237ZM166 257H162L161 260H159V256H156V258H154L155 260H153L152 262H153V264H161V263H163V260L166 259ZM217 258H219L218 261H220V262H218V261L216 262L215 261L216 259H215L214 261H212L211 264H222V263L224 264V261L221 260L220 257H217ZM63 260H65V261H63ZM211 260L212 259H210V260L207 259V261H209V262H211ZM165 262H166V260H165ZM214 262H216V263H214ZM150 263L148 262V264H150ZM70 264H73V263L70 262ZM163 264H165V263H163Z\"/></svg>", "mask_w": 264, "mask_h": 264}, {"label": "snow or ice", "instance_id": "3", "mask_svg": "<svg viewBox=\"0 0 264 264\" xmlns=\"http://www.w3.org/2000/svg\"><path fill=\"white\" fill-rule=\"evenodd\" d=\"M130 7H137V8H139L141 6L140 5H132ZM207 7L211 8L212 6L211 5H208ZM241 7H245V6L244 5H241ZM261 8L264 9V0H261ZM218 23H222V22H218ZM239 27H242V25H239V26H236V27L233 28V35H235V33L239 30ZM262 28H264V24H262ZM262 67H264V65H262ZM69 264H70V262H69ZM259 264H264V256H262Z\"/></svg>", "mask_w": 264, "mask_h": 264}]
</instances>
